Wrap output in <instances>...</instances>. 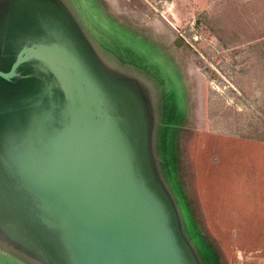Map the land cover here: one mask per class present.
Masks as SVG:
<instances>
[{
	"label": "rangeland",
	"instance_id": "obj_1",
	"mask_svg": "<svg viewBox=\"0 0 264 264\" xmlns=\"http://www.w3.org/2000/svg\"><path fill=\"white\" fill-rule=\"evenodd\" d=\"M10 4L0 0V69L40 33L70 37L121 138L111 163L120 176L127 168L149 213L141 234L161 244L164 262L264 264V0H22L18 13ZM68 70L75 80L58 68ZM19 84L0 86V264H82L40 180L67 100L54 116L42 96L21 127L28 146L15 147L2 98ZM83 94L90 111L76 105L74 138L85 122L86 146L101 153L105 118Z\"/></svg>",
	"mask_w": 264,
	"mask_h": 264
},
{
	"label": "water",
	"instance_id": "obj_2",
	"mask_svg": "<svg viewBox=\"0 0 264 264\" xmlns=\"http://www.w3.org/2000/svg\"><path fill=\"white\" fill-rule=\"evenodd\" d=\"M32 58L43 63L57 82L64 80L67 84V88L61 86L64 104L65 99L67 100L66 108H61L64 116L63 127L58 133L54 149L49 153V166L40 176V180L45 191L49 192L56 201V206L62 211L61 216L73 236L74 247L81 263L166 264L158 248H162L161 244H156L152 237L141 234L140 221L143 215L149 219L147 206L142 199H138V191L134 190L130 178L127 175L125 177L127 168L124 171L121 169L124 173L120 176V169L111 163L113 144L124 150L121 138L117 134L112 116L102 106L105 104L104 99L102 103L96 85L78 60L75 51L60 43L25 46L19 50L8 71L0 70V77H14L18 66ZM62 67L70 69L75 80L69 70L60 74L58 68ZM84 91L92 97L95 110L105 118L102 142L104 151L101 153L86 146L88 129L85 122L82 125V137L74 138V128L78 121L76 105L84 113L86 106L89 109L84 100ZM118 152L115 153L117 164L120 159L123 162L122 154Z\"/></svg>",
	"mask_w": 264,
	"mask_h": 264
},
{
	"label": "trees",
	"instance_id": "obj_3",
	"mask_svg": "<svg viewBox=\"0 0 264 264\" xmlns=\"http://www.w3.org/2000/svg\"><path fill=\"white\" fill-rule=\"evenodd\" d=\"M21 2L22 0H11V4L8 7L10 13L11 11L13 12L16 11L18 13L19 10L17 11V9L19 7L17 5H20ZM51 20L55 21L54 19ZM39 27L41 28V24H38V27H35L34 30L36 29V31H38ZM21 29L23 28L21 27L20 29H14V31L17 32L18 30ZM64 41L68 43V41H70V37L68 35L67 36L64 35V38L62 40H55V39H49L48 36L41 35L40 33L39 35L33 37L30 40H25L22 45L15 48V51L12 52L10 55L11 65L14 62L19 50L25 46H32L42 43H60L72 49V45H68ZM0 70L4 71L5 69H0ZM17 83L21 84V86L20 84L18 85L17 87L18 90L19 88L23 90V88L30 87V91L26 93L25 92L22 93L20 92L22 90H19L15 94L11 95L12 97H10V99L2 98V101L4 102L6 107L5 108L6 117L8 118V121L13 123L12 126L8 121H6V123L10 126L12 133L15 137L14 138L15 147L18 143L26 144V146H28L29 140L26 141L25 143L20 142L21 139L24 138L22 135L25 133V132L24 133L21 132V127H24V125H26L27 121H25V119H27V115H29L30 113L29 108L31 106L33 108H37V104L39 101L41 104H43L41 99L42 96L44 97L45 100V102L44 101L43 102L46 105L51 106L52 114L54 113V116L56 115L57 107L59 106L58 109H60L64 105L63 93L58 88L56 79L54 78L52 73L45 68L43 63H41L37 59L32 58L21 63L16 69V75L10 79H3L0 77V86L2 87L4 86L8 87L6 84L16 85ZM33 87L35 88L33 89ZM42 106L45 107L44 105ZM53 106L54 109L52 108ZM16 125H18V129L16 128ZM25 149H27V147ZM16 151L18 152L17 148Z\"/></svg>",
	"mask_w": 264,
	"mask_h": 264
},
{
	"label": "bare ground",
	"instance_id": "obj_4",
	"mask_svg": "<svg viewBox=\"0 0 264 264\" xmlns=\"http://www.w3.org/2000/svg\"><path fill=\"white\" fill-rule=\"evenodd\" d=\"M105 184H106V187H107V191L109 192V188H108V185H107L106 181H105ZM120 201H122V197L121 196H120Z\"/></svg>",
	"mask_w": 264,
	"mask_h": 264
}]
</instances>
